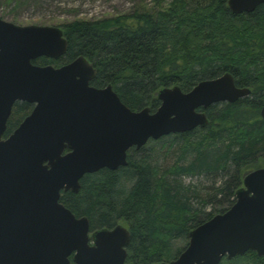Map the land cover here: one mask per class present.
<instances>
[{"label":"trees","instance_id":"1","mask_svg":"<svg viewBox=\"0 0 264 264\" xmlns=\"http://www.w3.org/2000/svg\"><path fill=\"white\" fill-rule=\"evenodd\" d=\"M227 2L154 0V9L138 7L99 21L65 23L58 27L67 41L66 53L32 62L58 68L82 56L97 72L91 86L110 85L132 111H156L162 88L178 86L187 93L226 73L236 87L250 90L234 103L202 110L206 127L159 139L162 149L175 155L170 165L161 167L145 147L131 149L127 166L85 175L77 193L61 194L60 202L76 217H86L92 230L126 225L125 264L175 260L188 245L191 230L229 209L244 176L264 168V4L236 15ZM32 109L15 103L4 137ZM186 178H205L211 184H186ZM178 240L185 242L184 248H173ZM240 263L264 264L251 251L221 261Z\"/></svg>","mask_w":264,"mask_h":264},{"label":"water","instance_id":"2","mask_svg":"<svg viewBox=\"0 0 264 264\" xmlns=\"http://www.w3.org/2000/svg\"><path fill=\"white\" fill-rule=\"evenodd\" d=\"M261 4L227 2L236 15ZM66 51L58 27L0 19V264H125L128 229L117 225L90 238L88 219H76L59 203L61 192L77 193L85 175L127 166L131 149L206 127L201 110L250 93L226 73L187 93L162 88L156 111H132L110 85L91 86L97 72L82 56L58 68L32 63ZM17 102L33 109L4 137ZM260 116L264 120V106ZM188 239L175 260L160 264H221L249 251L264 262V168L247 173L234 204L191 230Z\"/></svg>","mask_w":264,"mask_h":264},{"label":"rangeland","instance_id":"3","mask_svg":"<svg viewBox=\"0 0 264 264\" xmlns=\"http://www.w3.org/2000/svg\"><path fill=\"white\" fill-rule=\"evenodd\" d=\"M138 7L154 9V0H0V19L19 26L58 27L76 20L99 21L116 17L130 13ZM158 142L160 141L147 143L144 147L149 149L148 152L153 154L161 167L168 166L175 159V155L162 149L163 144ZM184 182L206 187L211 184L205 178H186ZM206 209L209 210V207ZM119 225L126 228L124 223ZM184 246L183 240L173 243V248H184Z\"/></svg>","mask_w":264,"mask_h":264},{"label":"flooded vegetation","instance_id":"4","mask_svg":"<svg viewBox=\"0 0 264 264\" xmlns=\"http://www.w3.org/2000/svg\"><path fill=\"white\" fill-rule=\"evenodd\" d=\"M201 111H202V110H201ZM30 113H31V112H30ZM9 118H10V117H9ZM21 122H22V121H21ZM67 192H71V191H67ZM67 192H61V194H62V193H67ZM71 193H72V192H71ZM60 197H61V196H60ZM59 203H61V202L59 201ZM61 204H62V203H61ZM62 205H63V204H62ZM63 206H64V205H63ZM64 207H65V206H64ZM65 208H66V207H65ZM68 210H69V209H68ZM71 213H72V212H71ZM72 214H73V213H72ZM73 215H74V214H73ZM74 216H75V215H74ZM75 218L78 219V218H82V217H76V216H75ZM88 222H89V220H88ZM108 230H110V229H108ZM94 231H96V230H92V229H90V224H89V233H88V236H89L90 238H91V236H92V234H93ZM89 244L92 245V240L89 242ZM73 255H74V254H72V255L69 257L70 260H72Z\"/></svg>","mask_w":264,"mask_h":264}]
</instances>
